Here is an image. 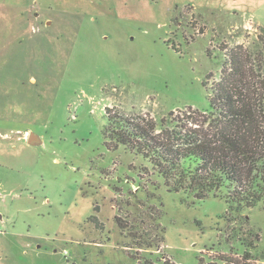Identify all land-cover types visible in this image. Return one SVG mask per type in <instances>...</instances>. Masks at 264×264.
I'll return each instance as SVG.
<instances>
[{"label":"rangeland","instance_id":"obj_1","mask_svg":"<svg viewBox=\"0 0 264 264\" xmlns=\"http://www.w3.org/2000/svg\"><path fill=\"white\" fill-rule=\"evenodd\" d=\"M262 37L264 0H0V264H264L263 203L170 192L104 136L214 140L237 53L264 137Z\"/></svg>","mask_w":264,"mask_h":264},{"label":"trees","instance_id":"obj_2","mask_svg":"<svg viewBox=\"0 0 264 264\" xmlns=\"http://www.w3.org/2000/svg\"><path fill=\"white\" fill-rule=\"evenodd\" d=\"M231 62L210 100L218 115L214 140L178 134V143L163 142L145 125L119 116L109 117L104 136L116 149L126 147L147 160L168 191L188 193L197 201L222 198L229 210L239 213L264 204V137L261 104L250 95L245 63L237 53ZM92 220L98 224L96 217Z\"/></svg>","mask_w":264,"mask_h":264},{"label":"water","instance_id":"obj_3","mask_svg":"<svg viewBox=\"0 0 264 264\" xmlns=\"http://www.w3.org/2000/svg\"><path fill=\"white\" fill-rule=\"evenodd\" d=\"M28 143L30 145H38L41 143V140L39 139L37 135H35L34 133H31L28 138Z\"/></svg>","mask_w":264,"mask_h":264}]
</instances>
